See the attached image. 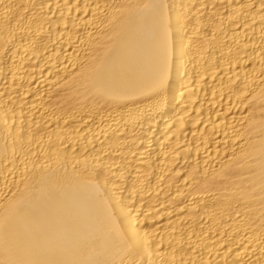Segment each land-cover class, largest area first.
Masks as SVG:
<instances>
[{
  "label": "bare ground",
  "instance_id": "1",
  "mask_svg": "<svg viewBox=\"0 0 264 264\" xmlns=\"http://www.w3.org/2000/svg\"><path fill=\"white\" fill-rule=\"evenodd\" d=\"M0 264H264V0H0Z\"/></svg>",
  "mask_w": 264,
  "mask_h": 264
}]
</instances>
